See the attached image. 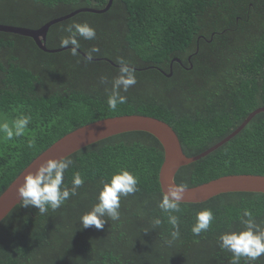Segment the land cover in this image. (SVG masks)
Masks as SVG:
<instances>
[{
	"label": "trees",
	"instance_id": "16d2710c",
	"mask_svg": "<svg viewBox=\"0 0 264 264\" xmlns=\"http://www.w3.org/2000/svg\"><path fill=\"white\" fill-rule=\"evenodd\" d=\"M108 3L0 0V25L38 30L79 10L106 9ZM73 23L96 30L94 40L79 38L77 56L71 46L48 53L29 37L0 32V121L32 117L24 136L8 141L0 133V196L60 139L103 119L140 115L165 122L191 158L264 108V0H114L105 14L82 12L53 25L49 50L65 49L61 39ZM93 47L99 52L86 62ZM120 59L135 70L137 83L121 93L127 102L113 111L105 89L118 75ZM102 76L108 84H101ZM31 140L35 146L29 149ZM69 157L73 164L65 184L71 187L73 174L80 172L84 185L60 209L44 215L17 205L0 223V264H230L232 254L218 247V236L241 228L245 209L257 223L264 221L262 193L181 203L175 213L181 238L168 247L162 238L171 226L157 207L164 150L154 136L125 133ZM122 168L139 178V191L121 199V221L83 228L79 217L95 202L101 179ZM231 175L264 176V113L223 147L182 167L175 181L193 188ZM203 209H211L215 219L197 237L191 226ZM154 217L164 221L155 230ZM252 264H264V255Z\"/></svg>",
	"mask_w": 264,
	"mask_h": 264
},
{
	"label": "clouds",
	"instance_id": "9594fccd",
	"mask_svg": "<svg viewBox=\"0 0 264 264\" xmlns=\"http://www.w3.org/2000/svg\"><path fill=\"white\" fill-rule=\"evenodd\" d=\"M68 35L61 39V47L68 48L73 56L78 55L80 48L79 38L84 40L96 39V30L88 23H73L66 29ZM99 49L91 48L85 56L86 62H91L93 54ZM118 75L111 81V87L106 88L108 92V107L115 111L118 104L127 102V97L121 93L128 92L129 88L137 83L135 70L129 62L120 59L118 61ZM101 84H108L106 77L100 78ZM32 117L20 115L9 122L7 119L0 121V133L3 138L11 141L22 137ZM28 148L35 146V141L28 142ZM73 164L70 157L59 160L47 159L41 163L34 172H28L23 176V182L19 184L16 191L19 201L23 207H34L40 215L46 214L49 209L56 211L60 209L71 197H75L85 181L80 172L72 176L71 187L64 182V174ZM139 178L127 169H120L110 175L108 179H101L97 188L95 202L84 211L79 222L83 228L94 226L103 229L109 221H121V199L132 196L139 191L137 185ZM186 185L170 183L166 191L161 192V198L157 207L166 214L167 223L171 230L163 237V244L171 247L181 238L180 218L175 213L180 212L181 202L185 199ZM215 216L211 209H203L195 213V222L191 226V233L199 237L201 233L207 232L211 227ZM164 221L160 217H154L150 221L153 230L159 228ZM241 228L229 229L221 233L217 238L218 247L232 254L230 264H240L242 258L246 264H252L264 255V221L257 223L253 213L245 209L240 217ZM147 232V231H146Z\"/></svg>",
	"mask_w": 264,
	"mask_h": 264
},
{
	"label": "water",
	"instance_id": "95a60500",
	"mask_svg": "<svg viewBox=\"0 0 264 264\" xmlns=\"http://www.w3.org/2000/svg\"><path fill=\"white\" fill-rule=\"evenodd\" d=\"M114 0H109L106 9L103 10H79L68 16L59 18L50 23H47L38 30H27L22 28H15L5 25H0V32L14 33L29 37L34 40L36 45L44 52L57 53L61 50H49L46 46L47 35L53 25L66 21L75 15L82 12L105 14L113 5ZM198 51V49H197ZM110 61V60H109ZM191 61V57L189 58ZM179 63V60H177ZM172 69V66H171ZM172 72L168 77H171ZM260 113H264V108L254 111L246 121L226 139L210 148L206 152L195 156L187 157L182 149L180 140L174 130L165 122L158 119L140 116L127 115L108 119H103L95 123L83 126L72 133L60 139L48 150L36 158L30 166H28L20 176L8 187V189L0 196V223L8 214L20 204L19 196L17 194V187L23 182V176L28 172H34L36 168L47 159H61L69 157L76 152L88 147L99 141L131 132H145L154 136L164 150V162L160 169L159 183L162 191L167 190L170 183L177 184L175 181L178 171L187 165L195 163L202 158L210 155L214 151L223 147L230 142L236 135H238L246 126ZM228 193H262L264 194V176L258 175H231L221 177L209 183L186 188L185 199L182 204H202L219 195Z\"/></svg>",
	"mask_w": 264,
	"mask_h": 264
}]
</instances>
